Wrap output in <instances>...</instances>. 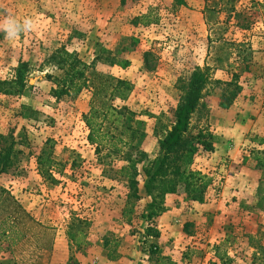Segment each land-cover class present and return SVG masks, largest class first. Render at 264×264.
<instances>
[{"label":"rangeland","instance_id":"1","mask_svg":"<svg viewBox=\"0 0 264 264\" xmlns=\"http://www.w3.org/2000/svg\"><path fill=\"white\" fill-rule=\"evenodd\" d=\"M183 1L0 0V24L31 22L14 38L0 29V80L20 62L31 67L22 95L0 93V134L17 142L0 195L33 218L30 243L13 255L1 243L0 264L38 254L44 263L50 244L48 264H264V0ZM73 57L87 65L86 86L55 99L46 75ZM196 68H208L209 80L189 127L214 145L191 165L203 198L180 186L148 221L141 215L157 190L149 194L140 177L141 199L125 213L121 162L89 144L84 115L93 98L127 107L143 133L138 147L153 155ZM225 96H234L228 108ZM42 152L54 162L48 173L37 164ZM9 205L0 202V219ZM146 226L158 236L145 237Z\"/></svg>","mask_w":264,"mask_h":264},{"label":"trees","instance_id":"2","mask_svg":"<svg viewBox=\"0 0 264 264\" xmlns=\"http://www.w3.org/2000/svg\"><path fill=\"white\" fill-rule=\"evenodd\" d=\"M176 3L182 5L184 1L176 0ZM55 64L61 73L59 75H46V78L54 84L50 89L51 96L60 99L64 96L79 94L86 86L85 71L87 65L76 57L59 58ZM30 70L31 67L28 62H20L14 69L11 79L0 80V93L13 96L22 95L26 88L27 75ZM208 78V68H196L188 80L182 84L181 95L174 113V121L170 128L164 131L162 137L157 140L156 152L153 155L138 147L143 133L131 123L133 112L127 107L118 108L112 104H101L102 107H96V99L93 98L91 101L88 114L84 115V122L88 130L87 141L94 145L96 150L106 149L109 155L115 156L121 162L117 166L115 174H120L124 178L128 188L125 213H132V206L141 199L139 194L140 177L144 178V187L149 194L152 195L153 189L157 190V194L148 204V212L141 215L148 221L163 211L160 200L168 194L176 193L180 186L185 188L192 201L200 202L202 200L204 190L197 185V181L194 182L198 176L200 177V173L192 170L191 165L200 152L214 151L213 136L211 133L202 130L193 132L189 125L191 116L203 97ZM123 85L124 83L121 81L113 85V94ZM120 93V100L125 101L127 94L123 91ZM233 100L234 96H225L220 106L228 108ZM16 144L17 142L11 135L0 134V175L7 173L13 166ZM53 163L50 154L46 152H42L37 158L39 168L45 173L51 170ZM8 201L10 209L0 219V244L7 242V248L13 255L15 245H20L19 247L22 248L30 243L29 237L31 236L29 227H27V220L33 221V218L13 196L2 191L0 202L4 204ZM158 234V231L152 226H146L144 229L145 237H157ZM37 249L42 250L41 247H37ZM50 250L51 244L48 260L44 263L41 262L42 254L30 255L23 259L22 263L48 264ZM20 261L16 260L14 264H19ZM71 264L78 263L73 261Z\"/></svg>","mask_w":264,"mask_h":264},{"label":"clouds","instance_id":"3","mask_svg":"<svg viewBox=\"0 0 264 264\" xmlns=\"http://www.w3.org/2000/svg\"><path fill=\"white\" fill-rule=\"evenodd\" d=\"M30 27V21H25L23 25H19L11 17L5 20L3 24H0V29H3L6 32L7 38H14L21 30H25Z\"/></svg>","mask_w":264,"mask_h":264},{"label":"crops","instance_id":"4","mask_svg":"<svg viewBox=\"0 0 264 264\" xmlns=\"http://www.w3.org/2000/svg\"><path fill=\"white\" fill-rule=\"evenodd\" d=\"M81 264H83V263H81ZM84 264H88L87 262H85Z\"/></svg>","mask_w":264,"mask_h":264}]
</instances>
